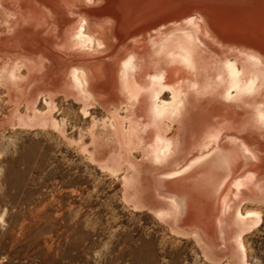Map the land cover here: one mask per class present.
Returning a JSON list of instances; mask_svg holds the SVG:
<instances>
[{"label": "bare ground", "instance_id": "6f19581e", "mask_svg": "<svg viewBox=\"0 0 264 264\" xmlns=\"http://www.w3.org/2000/svg\"><path fill=\"white\" fill-rule=\"evenodd\" d=\"M0 82L20 125L60 132L208 260L248 264L243 233L264 207V0H0Z\"/></svg>", "mask_w": 264, "mask_h": 264}, {"label": "rangeland", "instance_id": "374dc122", "mask_svg": "<svg viewBox=\"0 0 264 264\" xmlns=\"http://www.w3.org/2000/svg\"><path fill=\"white\" fill-rule=\"evenodd\" d=\"M1 83L0 264H234L208 260L192 238L125 201L120 178L60 132L20 125L23 108ZM58 108L79 116L71 100ZM261 217L243 233L248 264H264V207Z\"/></svg>", "mask_w": 264, "mask_h": 264}]
</instances>
